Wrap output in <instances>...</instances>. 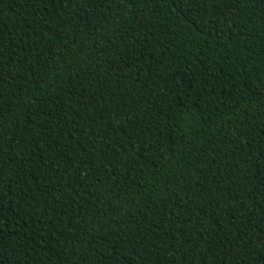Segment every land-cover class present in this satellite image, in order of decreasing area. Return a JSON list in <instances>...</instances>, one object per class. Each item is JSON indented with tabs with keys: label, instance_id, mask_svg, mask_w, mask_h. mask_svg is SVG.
Masks as SVG:
<instances>
[{
	"label": "trees",
	"instance_id": "trees-1",
	"mask_svg": "<svg viewBox=\"0 0 264 264\" xmlns=\"http://www.w3.org/2000/svg\"><path fill=\"white\" fill-rule=\"evenodd\" d=\"M264 0H0V264H264Z\"/></svg>",
	"mask_w": 264,
	"mask_h": 264
},
{
	"label": "snow or ice",
	"instance_id": "snow-or-ice-1",
	"mask_svg": "<svg viewBox=\"0 0 264 264\" xmlns=\"http://www.w3.org/2000/svg\"><path fill=\"white\" fill-rule=\"evenodd\" d=\"M129 3H132L133 0H128ZM262 102H264V98H262ZM262 158H264V155H262ZM0 180H2V175H0Z\"/></svg>",
	"mask_w": 264,
	"mask_h": 264
}]
</instances>
